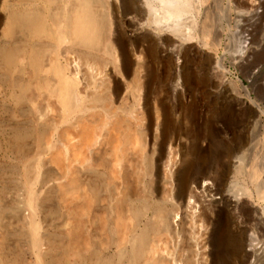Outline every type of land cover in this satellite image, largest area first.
Here are the masks:
<instances>
[{"label":"bare ground","instance_id":"bare-ground-1","mask_svg":"<svg viewBox=\"0 0 264 264\" xmlns=\"http://www.w3.org/2000/svg\"><path fill=\"white\" fill-rule=\"evenodd\" d=\"M11 1V4L6 7L7 16L4 34L8 44L0 48V73L6 76L5 81H11V92L8 98L21 112L31 110L30 106L40 109V106L37 105L35 98L37 94L35 92H39L44 97L43 99L47 100V104L52 98L56 100L64 113V122L68 124L63 135L66 138L71 136V140L74 141L70 145L71 149L77 154L86 153L87 155L88 153L92 157L91 160L98 163L97 168L94 169L92 165L88 168V174H90L93 182L91 196L87 198L86 195L85 198L83 196L82 199H77H81L83 202L82 207H79L81 210L84 207L91 209L92 205H95L96 214L93 213V219L95 222L97 219L98 222L100 220L99 224H101L99 230L101 237H98L100 239H102V236L105 237L100 244L96 243L94 248L89 246L86 250L84 249L83 258L85 263H191L190 260L185 258L186 256H182L185 259L181 258L177 249L176 253H170L165 246L169 245L168 241H172L175 238L176 233H179L180 236L182 230L184 233L181 235L182 239L177 242L178 250L183 251L185 247L192 249V247L196 246L197 250H199L198 248L201 246L198 241L199 238L191 235V232L188 233L189 230L186 231L187 227L185 225L189 224L190 226L191 224L192 226L195 224L197 220V215L195 214L197 212L207 219L211 217L213 212H209L210 207L207 206L206 208L207 204H202V199L199 201L200 204L198 202L195 203L191 198L188 202H185L188 194L189 175L187 174L184 177V183H182L177 175L178 173L174 172L178 166V163L174 162L178 153L170 147L166 150L165 138L159 144L158 153L153 158L146 150L147 143L145 146L137 138L134 139L135 142L138 141L139 143L137 147L133 144V137L135 136L136 138L139 134L134 128L139 124L140 119L134 114L136 105L127 103L130 98L122 96L123 104H116L120 98L117 77L112 76L114 84L112 93L106 82L97 80L100 71H102L98 69L103 65L105 56L110 57L108 47L109 23L107 12L104 8L105 0ZM121 1L124 4H128V8L123 11L121 19H123L127 27L132 29L128 39L134 43V49L131 51V55L128 56L125 52L124 44L118 42L121 56L120 69L127 77L131 75L135 66L137 70L143 68L145 72L143 76L140 75L141 77L135 75L131 86L133 89V99L132 97L131 99L134 101L137 98L138 87L143 86V109L148 113L149 129L152 126V95L149 89L151 81L155 79V72L151 65L157 60H161L162 67L166 73L163 97L159 100L164 108L163 131L170 126L172 108L174 112L179 111L181 113H189L191 108L193 109L194 104L189 102V99L195 92H203L204 95L215 98L220 103L227 104L228 100H230L236 107L239 103H242L249 109V115L245 118V125L251 123L254 128H259L262 125V112L257 103L252 100L243 101V97L239 96L238 89L232 88L233 84L231 82L220 83L217 80V75L226 71V56L217 58L213 54V50H217L220 47L222 35L226 30H228V34L231 33L229 17L223 18L225 24L218 35H214V42H209L206 27V18L209 12L207 0ZM258 2L253 0L249 3L248 1L251 9H249L250 13H254L253 9L259 10ZM186 16H188L187 19L184 18ZM248 16L249 14L242 12L239 13L238 17L241 22H245L248 20ZM244 27L245 24H242L240 31ZM127 33L129 34V32ZM245 44L249 45V43ZM246 52L247 46H243L239 52L240 57H243ZM137 53L142 54L144 57L141 55L136 58ZM142 57L145 59L140 62ZM196 59H200V68H198L199 71L197 73V70L195 71L193 68ZM84 66L86 69L84 68L85 70L83 71L82 67ZM134 70L136 71V69ZM3 83L1 82V84ZM243 90L246 93V97L249 98L247 88ZM233 111L235 110L231 112L233 113ZM236 126L237 129L235 128L234 131H228L223 123L219 124L216 121L212 125L220 136L228 138V135H230L234 142L237 140L231 150V154L241 152L247 144V140L243 138L246 130L240 128V122ZM192 128L191 131H193ZM25 137L26 135L18 131L14 136L15 143L21 145ZM178 145L181 155L180 161L184 164L183 171L186 174L191 170V166L185 164V144L182 143V140H179ZM235 155L234 159L228 162V167L239 172L244 167L245 156L243 151L241 155ZM164 158H166V161ZM163 163H167V165L169 163L172 166V169L170 166V178L174 179L177 185L175 198L178 204L184 205L185 202L188 208L194 204L195 208L191 207L195 210L190 208L193 210V214L190 212L191 216L188 214L190 223L188 221L186 223L185 218L183 221L180 219L181 222L177 223L179 219H177V212V215H175L177 224L174 225L173 221H171L170 211L165 207L166 205L164 206L163 202H156L150 205L148 192L138 188V185L141 184L139 177H144L141 173L139 174V172L135 171V169L137 170L136 167L139 166L138 164L143 166L145 176H148V172L151 169H155L157 176L160 177ZM200 165L203 171L192 182L195 184V188L199 190V194L201 192L204 195L206 194V196L213 197L211 193L217 190L213 189V186L222 187L226 181V176L219 174L220 176L218 177H212L202 161H200ZM30 173V170H27L26 176ZM247 173L254 179L259 172L254 169L250 174L249 172ZM135 177L137 179L134 180ZM211 178H213V183L209 182ZM169 180L171 181V179ZM76 184V179L72 180L68 185L58 187L55 192L62 196L67 190L73 191ZM258 187H260L261 191L264 185ZM233 190H231V196L214 197V200L210 199L212 201V204L210 203L212 205L211 210L216 211L217 223L229 214L228 212L231 211V208L240 207V204H243L246 200L251 206H255L252 203L250 193L246 191L238 193L235 190L233 192ZM76 191H78V188ZM28 195L30 203L35 202L32 190H28ZM194 197H197L196 199L199 198V196ZM246 202L243 204L242 209L254 215V211ZM77 208L75 209L77 210ZM196 209H202V212ZM188 210L186 209V211ZM258 210L261 211L258 219L264 225V209ZM85 211L87 210L84 209ZM87 213L86 215L84 213V216H87ZM72 214H75V210L72 211ZM197 218H200V216ZM130 221L131 224H128ZM195 226L196 224L193 227ZM249 229V225H244L241 233L244 234ZM251 229H253L252 226ZM30 230L32 239H34V236L37 235L36 224L31 223ZM195 230H192L193 233H195ZM199 230L202 229L200 228ZM96 231L98 232V230ZM179 236H177V240ZM87 239L85 242L88 241ZM253 239L249 240L250 248L244 250V264H247L246 262L249 260L251 261L248 264H264V246L259 243L254 244ZM36 240L35 238L32 243L37 242ZM199 240L201 241V239ZM109 250H112V255L102 258L103 253ZM72 251L67 249L65 252L63 251V254L67 255L69 252L72 253ZM69 259H71V256ZM196 260L195 263H197Z\"/></svg>","mask_w":264,"mask_h":264},{"label":"rangeland","instance_id":"rangeland-1","mask_svg":"<svg viewBox=\"0 0 264 264\" xmlns=\"http://www.w3.org/2000/svg\"><path fill=\"white\" fill-rule=\"evenodd\" d=\"M10 1L0 0V48L8 44L4 34L7 16L6 7L11 4L12 1ZM246 1L207 0L209 12L206 18V27L208 41L214 42V35H218L225 24L223 18L229 17L231 33L228 34V30H226L221 38L223 44L221 43L217 50H213V54L217 58L226 56L225 70L227 72L218 74L217 80L220 83L231 82L233 84L232 88L238 89L239 96L243 97V101L252 100L257 103L262 112L263 127L261 125L259 128H254L251 123L245 125V118L249 115V109L242 103H239L240 105L238 104L236 107L230 100H228L227 104L220 103L215 98L204 95L203 92H195L189 99V102L194 104L193 109L191 108L189 113H181L179 111L174 112L172 108L170 126L163 131L164 108L159 100L163 97L166 73L162 67V62L157 60L154 62L155 64L151 65L155 72V79L151 81L149 89L152 95V126L149 129L148 113L143 109L144 88L143 86L138 87L137 101L134 99L135 102L132 100L133 89L131 88L135 75L141 77L145 72L143 68L137 70L135 66L133 68L136 71L132 69L131 75L127 77L120 69L121 56L118 42L124 44L123 46L128 56L131 55V51L134 49V43L128 39L132 29L127 27L123 19H121V15L128 8V4H124L121 0H105L104 8L107 12L109 23L108 47L110 57L105 56L103 65L98 69L102 71H100L97 80L106 82L112 93L114 89L112 76L117 77L120 98L116 104L122 105L124 102L123 97L130 98L127 103L136 105L134 114L140 119L139 124L134 128L139 134L136 138L135 136L133 137V144L137 147L138 141L144 145L147 143L146 150L153 158L158 153L159 144L165 138L166 150L170 147L178 153L177 159L174 161L178 163V166L174 172L178 173L177 175L182 183H184V177L187 174L189 175L188 194L185 202H188L191 198L195 203L198 202L200 204L199 201L202 199V204H207L206 208L209 206V212H213L209 218L210 220L197 212L195 215L197 217L200 216V218L196 217V226L193 227L195 224L192 226L191 224L190 226L189 224L187 225V221L190 223V213L193 214L195 207L192 203L193 205H190V208H194L191 210L186 206L187 203L185 202L184 205L178 204L175 198L177 185L175 180L170 178L172 166L169 163V166L167 163H163L160 177L157 176L155 169H151L148 172V176H145L143 166L138 164L141 167H136L137 170L135 169V171L144 176L142 178V176L138 175L141 180L139 182L142 184V186L139 184L138 188L148 192L150 205L156 202H163L164 206L166 205L165 207L170 211L171 221H173L174 225L185 218L186 231L189 230L188 233L191 232V235L201 239L200 241L197 238L201 245L198 248L199 250H197V246L192 247V249L185 247V251L178 250L177 242L182 239L181 235L184 233L181 230V232L178 231L180 236L179 233H176L175 238L172 241H168L169 245H166L168 247L165 246L170 253H176L177 249L181 258L186 256L185 258L191 261L188 264H244V250L250 248V239L254 238V244L259 243L264 246V225L258 219L261 212L258 209H264V188L260 191V187H258L264 185V0H254L256 2L259 1V10L253 9L255 14L250 13L248 5L253 0H248L249 3ZM242 12L249 14L248 18L246 17L248 20L245 22H241L238 17L239 13ZM188 16L184 18L187 19ZM242 24H245V27L240 31ZM228 41H230L231 46L227 43ZM244 41L249 43V45H246ZM243 46H247V52L243 57H240L239 52ZM141 55H136V58ZM143 57L142 60H140L141 58L139 59L140 62L144 61L145 58ZM199 60L196 59L193 64L194 70H197L196 73L199 71L198 68H200ZM82 68L83 71L86 69L85 66ZM0 75L2 76H0V264H67L68 262V264H86L83 258L85 250L89 246L94 248L96 243L100 244L105 237L102 236V239H100V220L98 222L96 218V223L93 219V213L96 214L95 205L93 204L91 209H87L84 206L83 210L79 208L83 205L82 197L84 196L83 198H85L87 195L86 197L89 198L92 194L93 182L90 174H88V168L92 165L95 169L98 163L91 160L92 157L88 153L87 155L86 153L77 154L71 149L70 145L74 141L71 140V136L66 138L63 135L68 124L64 122V113L56 100L52 98L47 104V100H44V97L39 92H35L37 94L35 96L37 105L40 106V109L30 106L31 110L21 112L8 98L11 92V81H5L6 76L2 73ZM1 82L5 84H1ZM244 88H247L249 98L246 97ZM232 110L235 111L232 113ZM216 121L219 124L223 123L228 131H234L239 122L240 128L246 130L243 138L247 140V144L242 149L245 162L243 164L244 167L239 172L229 169L228 162L234 159L235 154L241 155L242 151L231 154V150L237 140L234 142L230 135H228V138H224L222 135L221 137L212 127ZM191 128L193 131H191ZM18 131L26 135L21 145H17L14 140V136ZM137 138L138 141L136 140L137 142H135L134 139ZM179 140H182V143L185 144V164L191 166V170L186 174L183 171L184 164L180 161ZM164 160L166 161V158ZM200 161L204 163L210 176L218 177L222 174L226 176V181L222 187L213 184L215 185L213 189H217L211 193L213 197L206 196V194L204 195L201 192L199 194V190L195 188V184L192 182L203 171ZM85 166L88 167L86 168ZM252 169H257L259 172L254 179L247 173L249 172L250 174L253 171ZM27 170H30L31 173L26 176ZM75 179L77 182L73 189L75 192L67 190L62 196L55 192L58 187L68 185L70 181ZM135 179L137 178L135 177ZM212 180L213 178L209 182L213 183ZM210 185L212 186V184ZM77 188L78 191H76ZM233 189L238 193L246 191L251 194V200L255 206H251L249 202H246L247 200L243 204L245 202L248 203L255 216L253 213L249 214L245 209H242L243 204L241 203L240 207L231 208V211L229 210L230 212H228L229 214L227 213L228 215L217 223L216 211L211 210L212 201L210 199L214 200V197L231 196V190ZM28 190L33 191L35 202L30 203ZM194 196H199V198L196 199L197 197L195 198ZM84 209L88 213L87 211L84 212ZM186 209L189 210L186 211ZM74 210L75 214L73 215L72 211ZM196 210L202 212V209ZM177 212L178 220L175 219ZM84 213L85 215L87 213V216H84ZM31 223L37 226V235L34 236L37 242L34 244L32 243L34 239H32L30 230ZM128 224H131V221ZM244 225H249L250 229L252 226L253 229H249L242 234L241 230ZM200 228L202 230H199ZM191 229L195 230V233ZM177 236L180 237H178V240ZM86 239L88 240L87 242H85ZM67 249L69 251L73 250V255L71 252L67 254L68 256L64 255L63 251L65 252ZM111 255L112 250L105 251L102 258ZM70 256L71 259H69ZM195 260L197 263H195ZM249 261L246 263L248 264Z\"/></svg>","mask_w":264,"mask_h":264}]
</instances>
